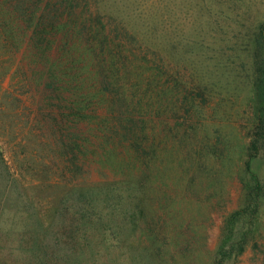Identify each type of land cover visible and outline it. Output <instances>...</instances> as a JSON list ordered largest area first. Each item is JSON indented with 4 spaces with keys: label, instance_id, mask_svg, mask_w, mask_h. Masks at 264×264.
<instances>
[{
    "label": "rangeland",
    "instance_id": "rangeland-1",
    "mask_svg": "<svg viewBox=\"0 0 264 264\" xmlns=\"http://www.w3.org/2000/svg\"><path fill=\"white\" fill-rule=\"evenodd\" d=\"M102 6L137 41L114 78L130 153L67 165L70 122L25 80V46L1 50L0 264H264V140L250 145L264 0ZM110 113L76 132L100 134Z\"/></svg>",
    "mask_w": 264,
    "mask_h": 264
},
{
    "label": "trees",
    "instance_id": "trees-1",
    "mask_svg": "<svg viewBox=\"0 0 264 264\" xmlns=\"http://www.w3.org/2000/svg\"><path fill=\"white\" fill-rule=\"evenodd\" d=\"M102 1L0 0V51L13 55L25 46L21 58L25 80L34 81L47 93L48 101H52L47 104L56 107L59 120L70 122L68 126L73 129L67 141L71 158L67 165L75 170L82 164L96 163L98 158V163L104 164L109 156L130 153L131 140L124 128L127 104L114 78L119 71L117 65H124L128 54L133 55L131 49L137 41L127 27L105 13ZM252 46L257 49L254 63L259 87L256 123L250 132L254 148L264 140V46L260 34L253 37ZM9 63L2 75L8 74ZM79 69L81 75L87 73L85 81L73 79ZM102 109L111 112L115 123H101L100 134L90 131L81 137L75 130L77 124H93L91 116ZM49 114L42 118L47 119ZM42 137H37V142L46 145ZM48 137L44 136L46 140ZM99 149L108 151V156L95 157ZM15 183L8 186L18 191Z\"/></svg>",
    "mask_w": 264,
    "mask_h": 264
}]
</instances>
